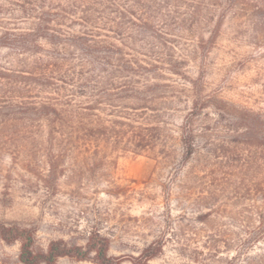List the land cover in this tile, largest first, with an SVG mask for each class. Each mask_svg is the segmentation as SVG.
Masks as SVG:
<instances>
[{
  "label": "trees",
  "instance_id": "1",
  "mask_svg": "<svg viewBox=\"0 0 264 264\" xmlns=\"http://www.w3.org/2000/svg\"><path fill=\"white\" fill-rule=\"evenodd\" d=\"M225 34L264 48V0H0V155L28 157L40 145L58 179L113 172L129 153L169 157V142H179L170 132L180 76L188 157L203 130L242 131L264 166V110L230 104L205 86L207 59ZM196 59L194 79L186 65ZM0 241L19 246L20 264H125L97 229L84 244L55 239L42 247L36 229L0 223ZM162 253L152 242L128 262L150 264Z\"/></svg>",
  "mask_w": 264,
  "mask_h": 264
},
{
  "label": "rangeland",
  "instance_id": "2",
  "mask_svg": "<svg viewBox=\"0 0 264 264\" xmlns=\"http://www.w3.org/2000/svg\"><path fill=\"white\" fill-rule=\"evenodd\" d=\"M235 38L222 35L211 50L207 92L253 112L264 110V48ZM200 65L197 59L187 63L191 78L198 77ZM182 84L179 76V118L170 132L179 142H169V157L129 153L113 172L102 168L58 179L40 145L28 157L0 155V223L36 229L42 247L55 239L84 244L97 229L112 239L111 255L125 264L152 242L163 245V253L150 264H264V222L256 221V211L264 210L263 158L246 145L242 131L224 129L203 130L188 157L180 141ZM210 210L214 215L205 219ZM18 253V245L0 241V264H20Z\"/></svg>",
  "mask_w": 264,
  "mask_h": 264
}]
</instances>
